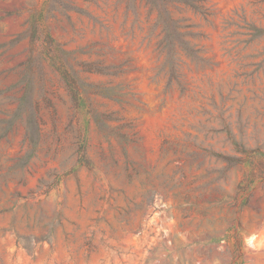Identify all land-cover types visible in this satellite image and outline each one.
I'll use <instances>...</instances> for the list:
<instances>
[{
  "label": "rangeland",
  "instance_id": "1",
  "mask_svg": "<svg viewBox=\"0 0 264 264\" xmlns=\"http://www.w3.org/2000/svg\"><path fill=\"white\" fill-rule=\"evenodd\" d=\"M191 1L0 0V264H264V0Z\"/></svg>",
  "mask_w": 264,
  "mask_h": 264
},
{
  "label": "trees",
  "instance_id": "2",
  "mask_svg": "<svg viewBox=\"0 0 264 264\" xmlns=\"http://www.w3.org/2000/svg\"><path fill=\"white\" fill-rule=\"evenodd\" d=\"M168 1L169 0H146V2L151 5V7H155L158 9L159 20H161L164 23L165 29L167 30L168 34L171 37H179L180 33L178 31V25L170 15V12L167 8ZM181 1L193 6L194 8L196 7L191 0H181ZM48 38L49 41H51L50 36H48ZM62 70L65 72L66 74L65 76L67 77V79L71 82L72 81L74 82V76L70 75L67 68L62 66ZM24 99H28V97H24ZM38 131H39L38 124L35 120V117H32L31 125L27 127V134H29L30 136H32L31 138H33V136H35L38 133Z\"/></svg>",
  "mask_w": 264,
  "mask_h": 264
}]
</instances>
